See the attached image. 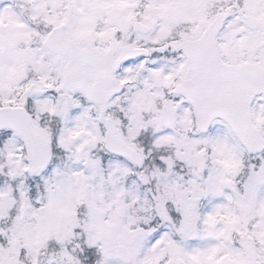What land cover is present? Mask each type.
<instances>
[{"label": "snow or ice", "instance_id": "obj_1", "mask_svg": "<svg viewBox=\"0 0 264 264\" xmlns=\"http://www.w3.org/2000/svg\"><path fill=\"white\" fill-rule=\"evenodd\" d=\"M0 264H264V0H0Z\"/></svg>", "mask_w": 264, "mask_h": 264}]
</instances>
